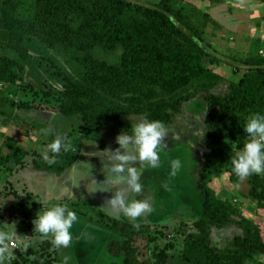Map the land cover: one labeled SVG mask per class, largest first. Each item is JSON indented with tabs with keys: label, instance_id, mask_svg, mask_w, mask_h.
Returning <instances> with one entry per match:
<instances>
[{
	"label": "rangeland",
	"instance_id": "rangeland-1",
	"mask_svg": "<svg viewBox=\"0 0 264 264\" xmlns=\"http://www.w3.org/2000/svg\"><path fill=\"white\" fill-rule=\"evenodd\" d=\"M142 1L164 2L185 15L203 30L207 42L224 56L237 60L264 56V2L260 0ZM122 51V47L110 53L96 48L94 55L100 61L115 65L121 61ZM0 53L25 67L23 80L16 84L0 82V157L10 156L9 162H0V230H12L15 225L23 224L24 233L21 235L27 240L25 244L28 247L25 251L24 247L17 245L15 252L21 249L22 254L29 258V264H34L35 258L40 259V264L122 263V256L110 252L109 247L113 241H124V233L116 224L128 223L124 221L127 220L125 216L122 218L115 211H111L114 216L105 214L88 196H84L86 199L66 197L53 200L52 204H66L79 215L78 221L70 229L73 237L70 245L57 248L50 237L42 240L39 233L33 231L32 220L41 205L34 194L23 188L21 179L24 169L31 170L41 165L57 168L60 166L57 157L66 155L78 157L63 173L67 176L73 166H82L87 171L108 168L107 156L115 159L118 150L124 152L117 143V136L124 130L130 131L131 126L144 117L126 116L128 126L108 122L100 127L87 125L79 116L65 117L57 109V98L62 89L55 75L56 68L51 66L50 61L75 80L86 73L83 64L72 57L53 53L36 41H21L8 34L0 35ZM204 64L213 76L191 87L190 91L197 95L185 102L182 113L165 126L167 135L162 142L159 167L139 159L131 162V166L136 167L143 177L147 176L145 180L141 179L142 185L149 197L152 195L156 200V209L147 218L148 223L136 222L141 217L128 223L131 226L128 227L129 234L150 237V264H186L180 259V252L186 237L195 232V222L203 216V197L197 186L200 167L208 154L203 143L208 117L203 90L207 82L219 77L220 82L210 91L225 95L231 82H237L242 77V70L235 73L232 67L222 62L206 58ZM51 89L53 93L49 94ZM43 130L49 131L45 134ZM57 138L70 143L71 147L68 151L62 150L56 162L49 164L44 157L51 158L53 154L45 151L46 145ZM132 154H135L134 150ZM173 159H180L183 165L175 177L170 176V162ZM117 163L119 161L115 159L114 164ZM107 175L111 176L112 173ZM121 175H126V172ZM259 177L264 180V174ZM208 185L217 198L231 202L238 211L235 217L237 223L212 227L213 246L219 250L232 248L234 239L247 233V226L253 231L264 229V202L257 201L251 195V187L245 180L236 184L228 174H221L212 176ZM51 194L63 195L64 192L52 187ZM24 214H28V217H24ZM82 219L92 224L93 228L82 232L78 225ZM241 221L245 226L238 223ZM77 234H80L78 238L75 236ZM29 250H34L36 254L27 255ZM161 251H164L165 258L159 254ZM14 259L15 255L12 264ZM247 264H264V255L257 256Z\"/></svg>",
	"mask_w": 264,
	"mask_h": 264
},
{
	"label": "trees",
	"instance_id": "trees-1",
	"mask_svg": "<svg viewBox=\"0 0 264 264\" xmlns=\"http://www.w3.org/2000/svg\"><path fill=\"white\" fill-rule=\"evenodd\" d=\"M0 12V35L31 39L84 65L86 73L75 80L50 61L62 89L57 109L65 117L79 116L94 127L108 122L128 126L126 116H143L170 125L182 113L183 104L197 95L191 87L213 76L205 67L206 58L232 67L235 73L242 70V77L231 82L225 95L210 91L220 82L219 77L207 82L203 90L208 106L203 143L208 154L197 183L203 197V216L195 222V232L186 237L179 256L186 264H247L264 255V229L253 231L247 226V233L236 237L232 248L219 250L212 245V227L237 223L238 211L231 202L217 198L208 185L212 176L228 174L236 184L245 180L251 195L264 202V180L256 174L239 179L231 163L241 144L249 139L243 129L248 117L264 114V56L237 60L222 55L207 42L199 26L164 2L0 0ZM120 47L121 61L115 65L94 55L96 48L110 53ZM24 69L23 64L0 53L1 83L23 80ZM48 93L52 94V89ZM57 158V168H36L60 176L78 159L77 155ZM1 161L9 162L10 156H1ZM238 223L245 226L243 221ZM1 225L0 220V229ZM116 225L124 233V241H113L109 247L110 252L122 256V263L113 264H150V237L129 234L128 223ZM33 254L34 250L27 251V255ZM159 254L166 257L164 251ZM14 264H29L21 249L15 252ZM34 264H40V259L35 258Z\"/></svg>",
	"mask_w": 264,
	"mask_h": 264
},
{
	"label": "clouds",
	"instance_id": "clouds-1",
	"mask_svg": "<svg viewBox=\"0 0 264 264\" xmlns=\"http://www.w3.org/2000/svg\"><path fill=\"white\" fill-rule=\"evenodd\" d=\"M243 129L248 134V142L231 158L232 170L241 180L253 174H264V114L253 113L250 115ZM43 131L47 134L49 130ZM166 135L167 130L161 121L145 118L132 125L130 131L124 130L117 136V143L121 149H124L123 153L118 150L115 154V159L119 163L114 165L113 172L117 175H111L108 186L103 189L95 185L104 183H97L95 180H91L87 185V190L90 193L112 192L111 198L105 203L106 211L119 212L132 222L152 212V205L147 200L135 198V194L143 191V185L140 180L141 172L131 166V162L139 159L153 167H159L162 142ZM70 147V143L64 142L62 138H57L46 145L45 151L51 152L52 157L45 156L44 158L47 163L53 164L56 162L57 155L62 150L68 151ZM133 150L135 154H132ZM170 166V176L175 177L183 165L180 159H173ZM83 171L82 166H73L68 174V179L74 184H79L80 181L87 178L83 176ZM125 172L126 175H121ZM122 184H126L127 189L121 188ZM164 187L167 188L168 185L165 184ZM130 194H132V198H129ZM39 203L41 209L32 220L33 231L41 234L44 238L50 237L55 247L67 248L73 239L70 229L78 221L77 213L63 203ZM18 243L15 229L0 230V264H12ZM27 247L28 245L25 244V251Z\"/></svg>",
	"mask_w": 264,
	"mask_h": 264
},
{
	"label": "crops",
	"instance_id": "crops-1",
	"mask_svg": "<svg viewBox=\"0 0 264 264\" xmlns=\"http://www.w3.org/2000/svg\"><path fill=\"white\" fill-rule=\"evenodd\" d=\"M107 158H108V160H106V159L105 160L107 161V163L109 165H108V168L104 169L103 172L105 174L112 173V175L113 174L117 175L116 173L113 172V167L115 165L114 164L115 159H111V158H109V156H107ZM21 183L24 186L23 188L27 189L28 192L34 194L33 196L39 202H46L48 204H52L53 200H61V199L66 198V197H68L69 199H79V198L86 199L84 197L86 190L78 188L77 183L74 184L72 181H70L66 174L58 176V175H55L54 173L52 174V173H49L46 171H41V170H38L36 168H33L31 170L30 169L29 170L24 169L22 179H21ZM52 187H55V189H57V188L60 189L61 191L64 192V194L63 195L58 194V195L52 196V194H51ZM90 198H92V197H90ZM38 204H40V203H38ZM39 209H40V207H39ZM78 225H80L79 229L82 232L84 230L85 231L88 230V228H93V225L86 222L85 219L80 220V223ZM21 226L19 224H17V225H15V227H13V229H15V231L17 233V240L19 242L17 245H19L20 247H24L27 240L24 239L23 235H21L24 233V230L22 229L23 227H21ZM94 227H96V226H94ZM98 230H99V228H98ZM29 234L30 233H28V235ZM80 234L75 235L76 238H78V236H80ZM28 235H27V237H28ZM39 236H40L39 238L42 240L46 239V238L42 237L40 234H39Z\"/></svg>",
	"mask_w": 264,
	"mask_h": 264
},
{
	"label": "flooded vegetation",
	"instance_id": "flooded-vegetation-1",
	"mask_svg": "<svg viewBox=\"0 0 264 264\" xmlns=\"http://www.w3.org/2000/svg\"><path fill=\"white\" fill-rule=\"evenodd\" d=\"M101 170H103V169L95 168L94 170H89V171L84 169L82 174H83V176H85L87 178H85L84 180L80 181L79 184L77 183L78 184L77 186L80 189H85L86 190L84 195L88 196V197H92L93 198V202L96 204V206H98L100 208V210H102L105 214H108L109 216H114L113 213H111L110 211H106L105 210V203H106L107 200H109L111 198L112 192L96 191L94 193H90L87 190V185H88V183L91 180H95L97 183H104V184H100V185H95L96 187H99L101 189H103V188L108 186V182L110 181L111 176L105 174ZM142 178L145 180L147 178V176L143 177V174H141L140 180ZM120 187L127 189V185L126 184H122V185H120ZM126 194H128V193H126ZM150 197H151V199H149ZM150 197H149L147 189H144V187H143V191L141 193L135 194V198L136 199L147 200L152 205V209L154 210V209H156V207L154 205V202L156 200L153 198L152 195ZM129 198H132V194L129 195ZM151 213L145 214L144 216L141 217L140 220H137L136 222L143 223V224L148 223L147 218L151 216ZM117 216L115 217V219H117ZM119 216H122V218H124L123 214H121V213H120ZM127 220H129V219L127 218ZM127 220H124V221H126L128 223H132V221H130V220L127 221Z\"/></svg>",
	"mask_w": 264,
	"mask_h": 264
}]
</instances>
